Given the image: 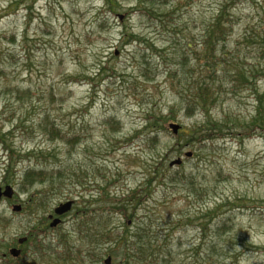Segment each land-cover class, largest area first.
Masks as SVG:
<instances>
[{"label": "rangeland", "instance_id": "1", "mask_svg": "<svg viewBox=\"0 0 264 264\" xmlns=\"http://www.w3.org/2000/svg\"><path fill=\"white\" fill-rule=\"evenodd\" d=\"M217 9V0H0V187L14 189L0 200L1 255L16 247L20 264H264V130L198 137L207 120L233 113L248 122L254 94L225 84L209 117L184 109L204 65L188 43H200ZM233 13L226 50L235 57L237 43L243 53L247 36L254 39L247 65L260 69L264 93V0H245ZM152 115L175 117L167 122L179 131L156 120L157 139L148 141ZM29 167L66 174L23 184ZM67 201L72 208L52 227L47 219ZM126 229L127 237L149 230L147 260L127 256L124 244L114 250ZM48 247L74 253L70 261L34 254Z\"/></svg>", "mask_w": 264, "mask_h": 264}, {"label": "trees", "instance_id": "2", "mask_svg": "<svg viewBox=\"0 0 264 264\" xmlns=\"http://www.w3.org/2000/svg\"><path fill=\"white\" fill-rule=\"evenodd\" d=\"M242 2H245V0H217L218 9L216 10V15L210 19L208 22L204 24L200 31V43H188V49L191 50V52H198L204 54V57L202 58V61L204 62V65L202 66V69L200 72V77L196 79L198 82L196 86L193 88H189V94L187 95L186 104H185V111H192V110H200L205 118L209 117L207 116L209 113V106L210 103L213 102L212 97L215 94L220 93V89L222 90L225 84L231 85L229 88V92L236 91L237 89L246 91L250 90L254 95L255 101H257V113L254 116L249 117L248 122L241 123L239 118H236L233 113L227 114L226 118H224L223 121L218 120H207L205 124H203V127L199 131L200 133H206L205 135L198 136L200 137L199 141H203L204 139H207L211 136L212 131H226L227 133H236L238 129H241L242 131L249 132V128L256 127V128H262L264 130V93H260L258 91L257 81L262 77V74H260V69L255 66L254 68L250 69V65H247V55L251 52L257 51L256 48L251 49L249 48L250 45H252V42L254 39L252 37L247 38L244 40V46H245V52H242L241 44L237 43L235 49H236V55L233 57V54L226 50V43L228 41L226 32V23L234 24L233 17H234V11L235 8ZM112 8L110 12H115L114 5L110 6ZM128 36V34L124 35V37ZM263 44V41L261 42ZM260 44L258 47L259 56L264 57V47ZM195 47V48H194ZM237 47H239L237 49ZM149 50L153 47L151 45H148ZM147 54V53H144ZM240 56H243V59H241ZM220 58L222 60L220 61ZM224 62L227 67H231L234 71H226L224 68L220 66V64ZM247 65V67H246ZM253 65V64H252ZM184 74L188 75L189 72L185 71ZM219 83V86L217 85ZM183 91V90H182ZM175 117H169L164 120V118L159 117L156 119V115H152L148 117L149 122H147L146 128H151L152 130L148 133H146V137L148 141H156L157 139V130H153L156 125V120H162L165 121L166 124L159 126V128H166V125L169 124L171 121H173ZM147 119V118H146ZM170 121V122H167ZM253 131V130H252ZM50 133L54 134L55 137H62L60 133H58L56 130H50ZM198 132V133H199ZM211 133L208 135V133ZM248 132H245L243 135H247ZM143 134V133H142ZM140 132H138V135H142ZM195 137V136H194ZM196 137V138H198ZM160 166V165H159ZM156 171V168H155ZM24 180L25 182L23 184H33L35 182H38L40 184H43L45 182H50V180L59 181L62 180L61 176L63 174H66L64 169H48L46 170L45 167L37 168V167H29L25 171ZM173 183H175L177 177L172 176ZM161 179H165V176L161 177ZM33 181V182H32ZM153 181V180H152ZM192 195L199 196L197 191H193ZM201 197V196H200ZM224 204V203H223ZM217 206L215 211H211L209 213V217L207 218L209 221L217 218L220 215L217 216H211L214 213H216L222 206ZM36 205V203H35ZM218 209V210H217ZM96 217L99 218V222L97 223V226L104 231L103 228V214L96 215ZM49 219H47L48 221ZM224 230H230L232 229V225L230 224L231 220L230 218L223 219L221 218L220 221ZM0 223H2V220H0ZM128 229L124 230L125 233L121 234V232H117L115 235L116 242L112 241L111 244H114V250L117 252V250L121 249L122 244L125 246L122 247L126 252L127 256H130V253H134L136 257H140L142 260L148 259V251L151 250V238L149 236V230L146 229H138L134 232H132V236L127 237V231ZM89 231V230H88ZM123 231V232H124ZM110 233V232H106ZM89 234V233H87ZM137 240V241H136ZM37 244V242H36ZM129 246V247H128ZM48 252L44 255H41L40 253H34L36 256H41L46 258L47 260H64V261H70L71 257L73 255V251L68 250L66 252H59L52 250L50 247H48ZM140 250V251H139ZM112 251L110 250L109 253ZM108 253V252H106ZM102 255V254H101ZM139 255V256H138ZM35 256V260H36ZM21 257V256H20ZM13 258L12 256L9 257V254L1 255L0 253V264H20L18 261L19 258ZM94 254H92V258H94ZM82 258V257H81ZM71 264V262H70Z\"/></svg>", "mask_w": 264, "mask_h": 264}, {"label": "water", "instance_id": "3", "mask_svg": "<svg viewBox=\"0 0 264 264\" xmlns=\"http://www.w3.org/2000/svg\"><path fill=\"white\" fill-rule=\"evenodd\" d=\"M170 129H172L173 132L176 134L179 131V129H180V125L177 124V123H171L170 124ZM187 155L191 156V153H188ZM181 162H182V160L179 158L177 160H173L170 163V165L171 166L179 165V164H181ZM13 193H14V189L11 186H6L4 190H2V188L0 187V200H1V198L3 196L11 198L13 196ZM72 205H73V201H67L65 203L59 204L54 209V212H55V214L58 217H56V218H54L52 220V222H51V226L52 227L57 226L61 222L60 216H62L63 214L67 213L72 208ZM21 208H22L21 205H14L13 210L17 212V211H20ZM50 218H53V215H50ZM25 241H26V237L19 239V243H24ZM10 254L13 257H18L21 254V250L16 248V247L11 248L10 249ZM105 262H106V264H110L111 263V258L108 257L107 260H105Z\"/></svg>", "mask_w": 264, "mask_h": 264}]
</instances>
